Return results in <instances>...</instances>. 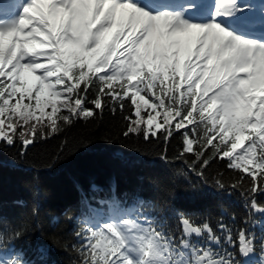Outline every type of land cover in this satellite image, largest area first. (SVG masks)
<instances>
[{
	"label": "snow or ice",
	"instance_id": "6c2138e0",
	"mask_svg": "<svg viewBox=\"0 0 264 264\" xmlns=\"http://www.w3.org/2000/svg\"><path fill=\"white\" fill-rule=\"evenodd\" d=\"M109 113L138 150L181 162L177 178L199 177L193 193L240 190L243 224L172 208L171 179L158 197L79 186L57 213L37 177L0 215V264H47V246L17 247L35 231L68 264H264V0H0V149L24 161L63 136L54 168Z\"/></svg>",
	"mask_w": 264,
	"mask_h": 264
},
{
	"label": "trees",
	"instance_id": "16d2710c",
	"mask_svg": "<svg viewBox=\"0 0 264 264\" xmlns=\"http://www.w3.org/2000/svg\"><path fill=\"white\" fill-rule=\"evenodd\" d=\"M122 127V118L110 113L95 125L79 124L67 136L70 141L67 157L54 168L46 167V162L59 151L65 139L63 136L29 153L24 161L16 158L15 149H0V215L14 219L17 215V201L31 202L29 184L37 177L47 189L45 206L57 213L76 203L79 186L89 187L93 183L107 186L114 182L121 193L139 192L145 197H158L161 193L157 180L171 179L174 194L168 202L172 208L195 212L201 216L211 215L213 224L224 208L227 209L223 213L226 214V220H230L231 213H235L237 222L243 221L248 211L236 198L240 190L232 192L230 199L227 193L212 194L205 189L201 193H193L190 184L200 183L199 177L191 174L190 180L177 178L176 169L182 166L181 162L169 164L163 161L157 146L148 152L138 150L134 140L125 141L120 135ZM179 144L177 138L171 143L170 151L175 153ZM217 168L223 171L226 166L221 163ZM211 175L215 176V170ZM231 200H236V203L229 204ZM41 245L50 249L47 264H68L69 255L53 247L39 231L17 242V247H23L29 257L34 259Z\"/></svg>",
	"mask_w": 264,
	"mask_h": 264
}]
</instances>
